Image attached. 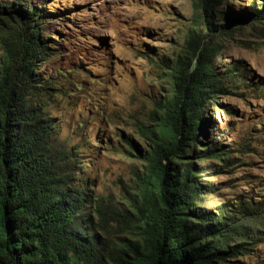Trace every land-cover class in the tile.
<instances>
[{"label":"trees","instance_id":"1","mask_svg":"<svg viewBox=\"0 0 264 264\" xmlns=\"http://www.w3.org/2000/svg\"><path fill=\"white\" fill-rule=\"evenodd\" d=\"M259 1L262 10L236 14L223 13L222 0H203L194 18L202 37L173 65L159 62L171 98L156 108L151 151L140 158L146 170L125 209L93 198L89 183L68 169L76 148L57 147L58 125L46 111L53 84L38 72L54 56L44 28L57 13L0 4V264H218L247 250L260 213L250 215L243 202L203 211L189 158L223 161L209 143L200 148L203 111L226 79L216 72L213 41L234 24L264 21Z\"/></svg>","mask_w":264,"mask_h":264},{"label":"rangeland","instance_id":"2","mask_svg":"<svg viewBox=\"0 0 264 264\" xmlns=\"http://www.w3.org/2000/svg\"><path fill=\"white\" fill-rule=\"evenodd\" d=\"M202 1L0 0L57 13L47 15L44 28L54 56L38 71L53 84L46 111L58 125L57 147L76 148L69 171L104 205L125 209L137 198L156 108L171 98L169 77L158 64L173 65L202 37L203 27L194 22ZM262 3L222 0L219 8L237 14L262 10ZM230 29L213 41L216 72L226 79L223 93L203 111L200 133V148L209 143L223 161L192 154L189 162L200 174L197 205L203 211L243 202L250 215H261L254 238L244 240L247 250L218 264H264V21Z\"/></svg>","mask_w":264,"mask_h":264}]
</instances>
